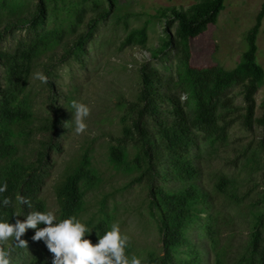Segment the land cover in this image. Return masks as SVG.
Returning <instances> with one entry per match:
<instances>
[{
  "label": "rangeland",
  "instance_id": "rangeland-1",
  "mask_svg": "<svg viewBox=\"0 0 264 264\" xmlns=\"http://www.w3.org/2000/svg\"><path fill=\"white\" fill-rule=\"evenodd\" d=\"M47 2L50 17L39 31L57 29L62 38L44 49L32 63L24 98L31 105L33 118L18 156L26 164H38L40 155H46L39 197L56 217L57 190L88 157L97 180L88 190L83 187L84 209L78 220L91 229L100 221H108L110 227L118 223L122 234L130 237V257L135 255L145 264L163 255L162 234L151 215V188L177 192L188 184L172 177L163 179L168 165L151 171L150 162L155 160L146 157L140 143L125 140L123 130L136 119L131 106L138 103L141 69L147 64L173 80L191 120L196 118L191 87L179 67L173 45H166L171 37L175 38L177 25L172 22L167 30L170 14L163 17L160 10H187L199 0H115L106 19L101 15L110 8L108 0ZM263 2L227 1L217 24L190 41V65L198 69H234L248 48L246 34L255 25ZM36 5L37 0H0V50H12L20 38L30 36L28 24L37 13ZM78 12L82 14L81 22ZM144 28L148 34L146 47L125 45L132 32ZM81 37L85 51L77 55L75 44ZM257 63L264 69V21L258 36ZM37 71L48 77L47 84L32 78ZM242 91L237 85L226 91L231 110L221 112L224 120L219 126L223 132L212 139L199 133L198 146L190 154L199 172L195 183L208 194L212 211L222 220L217 250L200 229L207 216L201 213L200 220L188 229L190 247L180 250L179 260L188 259L194 249L201 264H218L217 253L221 256L220 264H235L249 246L255 225L253 213L263 208L260 199L264 189V155L260 141L264 133L260 127L248 129L243 125ZM74 100L91 108L85 121L88 129L82 135L71 132L74 125L69 124L74 118L71 107ZM256 100L257 117H261L264 84ZM121 145L130 166L140 157L141 170L129 172L114 167L110 149ZM222 177L230 180L234 198L217 190ZM10 245L7 242L6 247L10 249ZM49 258L52 264V253Z\"/></svg>",
  "mask_w": 264,
  "mask_h": 264
},
{
  "label": "trees",
  "instance_id": "trees-1",
  "mask_svg": "<svg viewBox=\"0 0 264 264\" xmlns=\"http://www.w3.org/2000/svg\"><path fill=\"white\" fill-rule=\"evenodd\" d=\"M108 1L110 8L101 15L103 19L110 16L115 6V0ZM227 1L230 0H199L187 10H160L163 17L170 14L167 30L172 22L177 25L175 38L171 37L166 45H173L179 67L191 87L192 98L196 103L194 120H191L186 105L175 91L172 79L165 78L159 69L150 64L141 69L142 86L138 103L131 106L137 116L131 126L125 125V140L140 143L146 157L155 160L150 162L151 171L155 169L156 172L159 166L168 165L163 179L172 177L188 184L177 192L168 191L163 187L151 188V215L162 234L163 255L149 259L145 264H201V258L194 249H191L188 259L178 258L183 247H190L188 229L200 220L201 213H207V216L200 229L211 241L212 248L217 250L222 220L212 211L208 194L195 183L199 172L190 159V154L192 149L198 146L199 133H204L207 139H212L214 135L218 136L223 132L219 126L220 121L224 120L221 112L231 110V100L227 98L226 91L233 85L243 89V125L248 129L260 127L264 133V101L261 106L263 114L257 117L256 100V95L264 84V69L257 63L258 36L264 21V2L255 25L246 34L248 48L234 69H198L190 65V41L217 24ZM36 7L37 13L28 24L30 36L20 38L12 50H0V186L5 182L8 185L7 191L0 194V203L5 197L12 199L10 206H0V222L11 224H15L17 219L26 220L31 211H48L45 202L39 197L44 183L42 167L46 155H40L38 164H26L18 156L20 145L33 118L31 105L24 98L29 86L32 63L44 49L62 38L57 29L39 31L47 24L50 10L47 0H37ZM78 21H82L81 12H78ZM82 38L75 44L77 55L85 51ZM147 43L148 34L144 28L132 32L125 45L146 47ZM125 121L126 118L123 119L124 123ZM260 147L264 155V137L260 141ZM110 162L117 169L129 172L141 170L140 157L138 156L135 164L130 166L122 145L110 149ZM96 180L90 159L85 156L57 190V221L72 216L79 219L84 209L83 187L88 190ZM230 184L229 179L222 177L216 188L220 193L234 198L233 192L230 193ZM18 194L31 200V209L27 204L21 205L16 200ZM260 203L263 206L262 211L253 213L255 225L251 231L249 246L235 264H264V189ZM17 213L19 217L15 216ZM38 227L43 228L45 225ZM91 230V234L86 235L85 239L91 240L95 246L99 242L97 233L103 236L111 227L105 220L96 223ZM34 235L35 230L29 229L22 237L28 242V248H15L14 240L8 241L11 243V264H51L48 248L43 241H34ZM126 255L131 258L129 247L126 248ZM216 255L220 264V253Z\"/></svg>",
  "mask_w": 264,
  "mask_h": 264
},
{
  "label": "clouds",
  "instance_id": "clouds-1",
  "mask_svg": "<svg viewBox=\"0 0 264 264\" xmlns=\"http://www.w3.org/2000/svg\"><path fill=\"white\" fill-rule=\"evenodd\" d=\"M32 78L47 84L48 77L40 71L34 72ZM73 124L71 132L77 135L84 134L88 125L86 119L90 117L91 108L84 103L72 101ZM69 124L65 126L68 127ZM8 185L5 182L0 186V194L7 191ZM16 200L21 205L27 204L32 208V202L29 198L21 195L16 196ZM12 204L10 197H5L0 203L2 207H8ZM19 217L17 213L15 215ZM39 225H45L40 228ZM29 229L35 230L32 237L34 241H43L49 252L53 254L52 264H142L141 259L135 255L129 259L126 255V248L130 244V237L122 234L118 223H113L111 230L103 236L99 233V242L95 246L91 240L85 239L92 230L81 223L75 216L68 219L57 221L54 211H31L26 220H16L15 224L0 222V264H11V250L6 247L10 239L14 240L15 248H28V242L22 237ZM90 233V234H89Z\"/></svg>",
  "mask_w": 264,
  "mask_h": 264
}]
</instances>
